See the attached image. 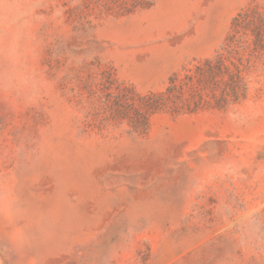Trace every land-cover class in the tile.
Segmentation results:
<instances>
[{"label": "rangeland", "instance_id": "1", "mask_svg": "<svg viewBox=\"0 0 264 264\" xmlns=\"http://www.w3.org/2000/svg\"><path fill=\"white\" fill-rule=\"evenodd\" d=\"M0 264H264V0H0Z\"/></svg>", "mask_w": 264, "mask_h": 264}, {"label": "trees", "instance_id": "2", "mask_svg": "<svg viewBox=\"0 0 264 264\" xmlns=\"http://www.w3.org/2000/svg\"><path fill=\"white\" fill-rule=\"evenodd\" d=\"M231 44L225 46V50L229 51L231 49ZM226 51L219 52L216 57L206 59L203 64H200L197 66L198 71V79L204 84L208 85L211 83H225V85L229 86V89L224 87V97L227 98L230 91L233 93H238L240 90V85L238 79H241V72L240 67L237 65V70H231L230 66L226 62ZM227 73L230 77V82H225L223 79L224 74ZM186 77H191L189 74H186ZM220 77V78H219ZM178 77H173L172 82L173 85L168 88V90L176 89L178 86L183 85V82L181 84H177ZM184 81V80H183ZM182 87V86H181ZM151 97L154 99L155 103H151V105H157L161 101L162 97H164V94H153ZM161 97V99L159 98Z\"/></svg>", "mask_w": 264, "mask_h": 264}]
</instances>
